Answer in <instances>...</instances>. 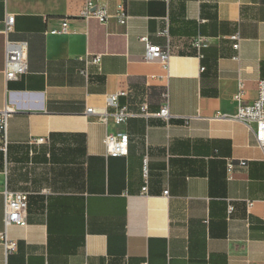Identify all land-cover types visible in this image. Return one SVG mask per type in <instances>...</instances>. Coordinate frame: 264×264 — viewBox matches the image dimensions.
<instances>
[{
    "label": "crops",
    "instance_id": "1",
    "mask_svg": "<svg viewBox=\"0 0 264 264\" xmlns=\"http://www.w3.org/2000/svg\"><path fill=\"white\" fill-rule=\"evenodd\" d=\"M88 1L106 22L80 18ZM8 17L0 232L6 191L27 209L0 264H264V154L235 100L253 102L264 80V0H0L1 28ZM63 19L69 33L51 34ZM141 38L169 44L167 69L144 60ZM6 40L27 44L28 69L9 81ZM116 93L119 108L151 114L167 94L170 117L105 125ZM109 133L127 136L125 156L106 154Z\"/></svg>",
    "mask_w": 264,
    "mask_h": 264
},
{
    "label": "built area",
    "instance_id": "2",
    "mask_svg": "<svg viewBox=\"0 0 264 264\" xmlns=\"http://www.w3.org/2000/svg\"><path fill=\"white\" fill-rule=\"evenodd\" d=\"M91 1L86 3L85 8L80 13V18L86 20L90 17L98 19L104 23L108 19V15L104 10L95 9ZM119 21L122 22L124 17L122 14L117 16ZM13 18L8 17L2 26L0 27V33L8 35L12 31ZM51 34L65 35L69 33L68 19H63L59 29L50 31ZM163 35L167 36L165 31ZM141 41L145 43V61H159L162 66L167 69L168 61L171 57L172 50L169 44L165 48L150 45L146 39L141 38ZM233 48L239 49L240 39L238 35L232 38ZM208 44L207 39H196L192 46L199 55L200 48ZM91 63L97 64L99 57L89 59ZM28 69L27 61V44L25 42H15L6 40L5 42V66L4 77L6 81L18 79L21 75L25 74ZM123 95V93H116L107 97V106L113 108L111 113H103L100 115V121L103 124H107L109 119L116 125L125 123L129 118L135 116H155L164 120L170 117L168 109L167 98L165 95L166 103L160 109L158 113L151 114L147 112V107L142 105L139 113H131L125 108H119L117 105V98ZM242 92L240 91L235 100L239 102V108L236 114V119L246 125L254 136V139L264 154V80L259 81L257 84V96L251 103H244L241 101ZM12 110L5 107L0 111V151L5 153L8 145L7 138V125L8 118ZM95 114L92 108L86 109V115ZM44 139H32L31 143L40 144ZM105 151L107 155L114 157H122L127 154L128 140L127 136L122 133L106 134L103 140ZM245 165V163H240ZM231 164H228V172H231ZM144 178L147 179V169H144ZM146 191V186L143 188V192ZM167 194V193H164ZM252 206V203H248V208ZM26 209H27V195L24 193L8 192L4 193V230L0 232V245H2L6 255L13 252L16 249V243L11 240L7 234V228L11 225L24 226L26 223ZM232 208L229 209L231 213Z\"/></svg>",
    "mask_w": 264,
    "mask_h": 264
}]
</instances>
